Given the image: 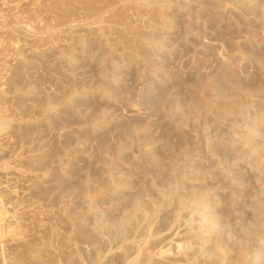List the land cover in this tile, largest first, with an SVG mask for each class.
I'll return each mask as SVG.
<instances>
[{"label": "rangeland", "instance_id": "1", "mask_svg": "<svg viewBox=\"0 0 264 264\" xmlns=\"http://www.w3.org/2000/svg\"><path fill=\"white\" fill-rule=\"evenodd\" d=\"M0 264H264V0H0Z\"/></svg>", "mask_w": 264, "mask_h": 264}]
</instances>
